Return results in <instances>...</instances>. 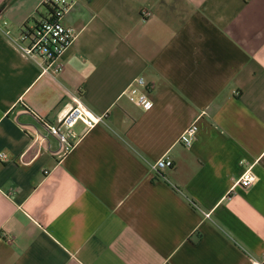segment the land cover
Here are the masks:
<instances>
[{
	"label": "crops",
	"instance_id": "1",
	"mask_svg": "<svg viewBox=\"0 0 264 264\" xmlns=\"http://www.w3.org/2000/svg\"><path fill=\"white\" fill-rule=\"evenodd\" d=\"M42 2L0 0V264L264 262V0H73L58 73L14 42ZM77 99L107 118L58 160Z\"/></svg>",
	"mask_w": 264,
	"mask_h": 264
},
{
	"label": "built area",
	"instance_id": "2",
	"mask_svg": "<svg viewBox=\"0 0 264 264\" xmlns=\"http://www.w3.org/2000/svg\"><path fill=\"white\" fill-rule=\"evenodd\" d=\"M42 3L48 8L46 16L39 18L31 26L23 25L19 34L14 38V42L23 55L35 60L41 71L58 73L63 67L59 57L75 37V31L62 23V17L73 0H43ZM148 88H150V83L139 76L134 80L132 87L127 90V97L131 102L148 109L152 105L146 94ZM107 114L108 111L95 113L77 99L76 103L57 122L43 124L45 135H41V139L48 141V136L55 138L58 145L54 150L55 156L58 160H63L75 148L84 133L105 122ZM78 123L84 126L82 134L75 132ZM198 128L196 121L193 122L183 130L179 141L189 146ZM172 165V160L163 156L150 166L156 175ZM254 178L251 166H248L235 185L247 187ZM204 216L208 217L209 214L205 213ZM248 264H264V262L249 256Z\"/></svg>",
	"mask_w": 264,
	"mask_h": 264
}]
</instances>
